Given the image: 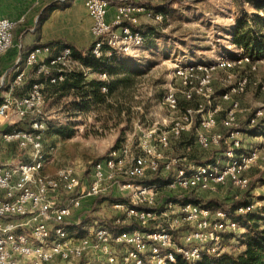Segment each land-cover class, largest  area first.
Segmentation results:
<instances>
[{
	"label": "built area",
	"instance_id": "1",
	"mask_svg": "<svg viewBox=\"0 0 264 264\" xmlns=\"http://www.w3.org/2000/svg\"><path fill=\"white\" fill-rule=\"evenodd\" d=\"M92 19L91 48L96 58L115 54L131 55L147 43L142 22L166 19L160 7L134 0H84ZM113 18L108 20L111 5ZM24 19L21 18L20 21ZM17 21L0 14V57L14 44ZM65 44L38 45L26 56V65L16 67V76L0 101V119L15 124L28 120V128L0 132V264H198L205 255L225 252L229 234L242 229L236 215L255 212L248 199L234 209L209 208L186 201L190 192L221 193L230 187L233 201L242 199L249 187L248 172L260 159L263 140L246 149L238 129L240 103L233 96L246 92L251 82L242 76L219 96L211 95V75L221 67L231 71L243 65L255 70L243 49L210 63L189 61L177 64L174 78L180 82V94L186 102L202 98L194 106L179 112L177 88H169L161 101L169 115L150 122L134 142L126 138L91 164L88 174H79L67 164L50 174L45 172L49 153L44 150L48 129L41 107L47 91L75 71L87 76L95 71L85 67ZM28 68H35V79L22 95L14 91L25 83ZM99 79L106 72H96ZM107 86L102 91H107ZM197 96V97H196ZM229 102L217 130L222 104ZM262 111L248 121L258 125ZM193 132L194 146L207 149L225 145L215 161L201 164L187 158L170 156L168 151L185 134ZM260 138L262 136L260 135ZM16 144L25 158L1 161L3 146ZM192 145L186 147L190 151ZM153 175L155 181H145ZM106 198L111 215L91 218L92 204ZM118 198L111 200L110 198ZM97 206V207H98Z\"/></svg>",
	"mask_w": 264,
	"mask_h": 264
},
{
	"label": "rangeland",
	"instance_id": "2",
	"mask_svg": "<svg viewBox=\"0 0 264 264\" xmlns=\"http://www.w3.org/2000/svg\"><path fill=\"white\" fill-rule=\"evenodd\" d=\"M138 2L150 5L144 0ZM262 2L264 0H160V6L165 7L166 19L162 23H151L157 33L135 54L118 55L111 61V69L116 72H106L105 80L118 82L112 91H103V103L87 104L84 101L86 99L78 92L46 95L41 107L49 126V133L43 143L44 150L49 153L45 172L53 174L64 165L74 164L81 175L91 168L93 161L106 155L118 139L121 140L120 144L128 137H132L135 142L150 122L162 121V118L169 115L161 101L171 87L177 88L180 103L177 115H180L185 106H194L199 99L202 100L197 96L191 102L184 100L179 91L181 87L178 79L177 85H174L175 66L189 61L210 63L221 56L233 55L239 50L233 41L237 25L241 26L238 32L240 37L250 28L264 32ZM14 34L15 40L18 35L16 28ZM86 44L85 53L91 48L90 42ZM254 66L255 70H251L246 64L231 71H224L219 67L211 75L213 97L236 84L242 76L251 80L245 93L233 96L240 103L238 129L243 133L239 137H242L246 149L255 147L260 140L264 142V61L256 62ZM14 70L15 67L8 68L4 77L0 78V101L16 76ZM96 72L99 71L91 72L85 76L86 79H99ZM33 80L35 79L31 73L26 75L25 83L17 87L14 94H24ZM229 106V102L223 103L217 118V130L224 134L229 131L222 127L221 121ZM259 110L262 114L258 125L252 128L248 121ZM60 127L72 130L71 137L58 134L56 130ZM186 147L177 141L168 155L185 157L191 162L187 156L189 153L203 162L222 154L221 145L203 149L192 144L190 151ZM19 151L20 149L17 152ZM260 156L247 174L249 187L241 192L242 200L255 201L259 214L264 210V148ZM198 196L204 199L216 198L222 202L233 201L230 187L221 193L200 192ZM110 215L111 208L107 203H102L90 217L101 219ZM241 231L242 229L237 234ZM225 241L227 253L238 254L244 249V245L236 237H227Z\"/></svg>",
	"mask_w": 264,
	"mask_h": 264
},
{
	"label": "trees",
	"instance_id": "3",
	"mask_svg": "<svg viewBox=\"0 0 264 264\" xmlns=\"http://www.w3.org/2000/svg\"><path fill=\"white\" fill-rule=\"evenodd\" d=\"M262 1V0H260ZM167 6V5H165ZM264 7V2H262V5ZM59 7L58 2H53L48 4L40 13L39 18L37 20V29L40 28V26L48 19L50 13ZM165 7L160 6L157 9L164 11ZM240 25V24H239ZM237 25V31L234 35V44L238 46V49H243L244 54L248 55L253 61L262 58L264 56V32H257L253 30V28H250V30L246 31L241 37L238 36V32L241 26ZM144 34L147 36V41L152 39V37L157 33V30L155 27H144L143 29ZM53 43H43V44H36L38 45H50ZM65 45H68L73 50L74 57L81 61L85 67H90L95 71L99 72H116V70L111 69V61L116 59L117 56H123V54H115L110 59L106 57L102 58H96L92 56L90 53L84 54L83 51H80L71 43H66ZM34 46V47H35ZM33 47V48H34ZM23 58V57H22ZM23 60V59H22ZM21 60V61H22ZM35 81V80H33ZM32 81V82H33ZM31 82V83H32ZM118 80H115V82L110 80H100L96 78H92L90 80H87L86 77L83 75V72L81 71H75L68 74L67 78L60 82L59 84L55 86H51L50 89L47 91V94L56 95L61 94L65 92L66 94H69L71 92L73 93H80L83 97V99H86L84 101H87V104L92 103H103L105 101V93L102 91L103 86H107L108 89L111 91L116 86ZM86 104V102H85ZM23 124V125H22ZM29 122L28 120H22L15 124L8 125L4 128V130L9 131L14 128H28ZM26 127H25V126ZM48 125V123H47ZM58 134L65 135L66 137H71L73 134L72 130H67L64 127H60L57 130ZM49 133V126L46 131V134ZM121 140H117V142L114 144L113 148H117L120 145ZM179 144H181L183 147L190 146L194 144V136L193 132H189L185 135H183L179 140ZM221 153L225 150V145L221 144ZM216 155V154H215ZM218 155V154H217ZM216 155V156H217ZM190 158L191 163L194 164H201V163H208L215 161V158H211L207 161L200 162L199 159L196 160L192 154L188 155ZM88 174V171L85 172V175ZM161 176L159 175H153L150 178H146L145 181H155L160 179ZM106 198L98 197L95 199L94 203L92 204L91 210L94 211L97 207V204L105 200ZM118 199V198H110ZM186 201H191L194 203L201 204L205 207L209 208H222V209H228L227 205L232 206L231 209H234L235 206L238 204L245 203L246 201L240 199L238 201H231L222 202L219 199L211 198V199H204L203 197L198 196L197 192H190L185 195ZM241 224L242 231L241 233H232L229 234L228 237H236L238 241H240L244 245V249L238 253V254H232V253H223L220 256H211V255H205L204 258L198 263V264H264V210L259 214L257 210L252 213H248L245 215H236L235 216ZM262 223V224H261ZM177 264H187L183 259L179 258Z\"/></svg>",
	"mask_w": 264,
	"mask_h": 264
},
{
	"label": "crops",
	"instance_id": "4",
	"mask_svg": "<svg viewBox=\"0 0 264 264\" xmlns=\"http://www.w3.org/2000/svg\"><path fill=\"white\" fill-rule=\"evenodd\" d=\"M134 1L138 2L141 0ZM144 1L150 3L148 5L151 7L160 5V0ZM53 2H58L59 7L54 9L48 19L37 29V20L41 11ZM114 12L115 6L112 4L109 8L108 20L113 18ZM0 14L18 22L16 25V33L18 35L15 37L13 46L0 57L1 79L8 68L15 67L14 71H16L19 60L23 59L20 66L24 68L26 56L36 44L71 43L86 54L84 45L90 42L92 46L93 43V37L90 32L92 19L85 7L84 0H0ZM21 18L24 20L20 21ZM142 22L145 24L149 23L145 25L147 27H150L152 23L144 17ZM29 73L34 79L38 78L35 68H28L27 75ZM8 125H11V123L0 119V132ZM18 149V146L14 143L4 145L1 161L3 163L16 162L25 158V154L19 153L21 151L17 152Z\"/></svg>",
	"mask_w": 264,
	"mask_h": 264
}]
</instances>
